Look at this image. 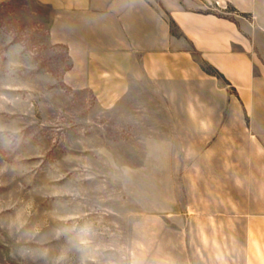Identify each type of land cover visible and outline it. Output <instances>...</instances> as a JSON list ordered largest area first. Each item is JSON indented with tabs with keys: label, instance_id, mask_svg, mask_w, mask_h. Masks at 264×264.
Here are the masks:
<instances>
[{
	"label": "rangeland",
	"instance_id": "1",
	"mask_svg": "<svg viewBox=\"0 0 264 264\" xmlns=\"http://www.w3.org/2000/svg\"><path fill=\"white\" fill-rule=\"evenodd\" d=\"M65 23L0 0V264H264V107L213 79L110 104L70 73Z\"/></svg>",
	"mask_w": 264,
	"mask_h": 264
},
{
	"label": "crops",
	"instance_id": "2",
	"mask_svg": "<svg viewBox=\"0 0 264 264\" xmlns=\"http://www.w3.org/2000/svg\"><path fill=\"white\" fill-rule=\"evenodd\" d=\"M37 1L66 21L53 42L68 46L70 73L110 92V104L135 84L213 79L235 107H264V0H224L246 14L242 18L201 10L192 1L165 0L164 8L147 0Z\"/></svg>",
	"mask_w": 264,
	"mask_h": 264
},
{
	"label": "trees",
	"instance_id": "3",
	"mask_svg": "<svg viewBox=\"0 0 264 264\" xmlns=\"http://www.w3.org/2000/svg\"><path fill=\"white\" fill-rule=\"evenodd\" d=\"M210 69H211V70L209 71L210 73H212V74H214V75H216V76H218V77L223 78L222 74H221L220 72H218V70H216V69L213 68V67H211Z\"/></svg>",
	"mask_w": 264,
	"mask_h": 264
}]
</instances>
